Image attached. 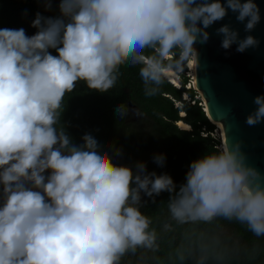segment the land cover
Listing matches in <instances>:
<instances>
[{"label": "clouds", "instance_id": "9594fccd", "mask_svg": "<svg viewBox=\"0 0 264 264\" xmlns=\"http://www.w3.org/2000/svg\"><path fill=\"white\" fill-rule=\"evenodd\" d=\"M58 9L37 12L31 36L0 29V264H264V173L242 140L191 161L177 185L145 162L114 163L122 149L91 133L74 143L61 123L67 94L80 82L109 92L122 65L138 66L144 94L155 96L169 72L199 63L195 45L229 10L252 32L255 0H59ZM216 35L224 50L259 46L230 24ZM252 103L249 127L264 123V95ZM153 160L163 167L166 157Z\"/></svg>", "mask_w": 264, "mask_h": 264}, {"label": "trees", "instance_id": "16d2710c", "mask_svg": "<svg viewBox=\"0 0 264 264\" xmlns=\"http://www.w3.org/2000/svg\"><path fill=\"white\" fill-rule=\"evenodd\" d=\"M58 5L59 0H52V9L45 11L43 0H0V29L23 28L25 32H36L31 27L36 13L58 16ZM49 51L57 54L55 50ZM186 71L187 66L179 73V87L166 79L159 93L151 97L144 94L138 66L122 65L115 88L107 93L89 90L80 82L65 97L61 123L74 143H81V137L91 133L106 148L113 145L122 149V156L115 157L114 163L132 166L138 161L145 162L149 172L167 173L179 185L184 182L191 161L221 148L220 139L212 135L218 125L205 114L204 101L199 99L196 89L188 86L190 78ZM176 102L180 104L175 105ZM121 103L129 107V115L124 118L115 113ZM179 121L187 123L189 128H180ZM144 125L148 130H143ZM161 153L166 157L163 167L153 160ZM168 195L161 193L155 204L149 200L142 211H154ZM237 231L250 240L243 229Z\"/></svg>", "mask_w": 264, "mask_h": 264}, {"label": "water", "instance_id": "95a60500", "mask_svg": "<svg viewBox=\"0 0 264 264\" xmlns=\"http://www.w3.org/2000/svg\"><path fill=\"white\" fill-rule=\"evenodd\" d=\"M255 2L261 20L252 32L246 33L244 24L236 21L235 14L229 10L223 20L207 29L208 42L195 45L199 59L196 87L206 99L209 116L206 111L205 114L209 120L222 121L226 141L242 140L248 163L264 173V123L254 127L245 124L246 116L256 107L252 99L264 95V0ZM224 24L238 30L240 38L253 35L259 46L243 53L236 51V45L224 50L221 37L216 35V29Z\"/></svg>", "mask_w": 264, "mask_h": 264}, {"label": "bare ground", "instance_id": "6f19581e", "mask_svg": "<svg viewBox=\"0 0 264 264\" xmlns=\"http://www.w3.org/2000/svg\"><path fill=\"white\" fill-rule=\"evenodd\" d=\"M196 62H197L196 58L193 57L190 61H188V67L191 68V70H192V72L190 74H192L194 76V81H193L194 84H192V85L197 89V87H196ZM178 76H179V74L176 73V72H169V74H168L169 80L173 81L176 84H177V81H178L177 80L178 79ZM202 100L204 101V103H203L204 104L203 106L205 107L204 110L206 111L207 115L209 116V114H208L209 112H208V108H207V104H206V99L203 97V95H202ZM183 114L184 113H182V115ZM211 121L214 122V123H216V124H218V126L222 130V135H223L222 138H223V142L225 143L226 142V140H225V133H224L225 131H224V125H223L222 121H220V120H213V119ZM178 125L182 129L189 128V125L187 123L183 122V121H179L178 122Z\"/></svg>", "mask_w": 264, "mask_h": 264}, {"label": "rangeland", "instance_id": "374dc122", "mask_svg": "<svg viewBox=\"0 0 264 264\" xmlns=\"http://www.w3.org/2000/svg\"><path fill=\"white\" fill-rule=\"evenodd\" d=\"M26 34L28 35V36H31V35H33V34H35V32H26ZM192 59V58H191ZM190 59V60H191ZM189 60V61H190ZM192 72V70H191V68H189L188 67V63H187V71H186V73H185V75H187L190 79V83L188 84V86H192L193 87V85L192 84H194L193 83V81H194V76L192 75V74H190ZM179 74V73H178ZM178 78H179V76H178ZM177 83L179 84V82L177 81ZM195 88V87H194ZM196 89V88H195ZM196 91H197V96L199 97V99L200 100H202V94H201V92L198 90V89H196ZM204 100V99H203ZM176 105V104H175ZM177 105H179V103H177ZM182 115V114H181ZM135 117V116H134ZM216 125H218V124H216ZM148 126L147 125H144L143 126V130H148ZM212 135L213 136H215V137H218L219 139H220V146L222 147L223 146V144H224V142H223V135H222V130L220 129V127L219 126H216V128L214 129V131H213V133H212ZM221 139H222V141H221ZM223 142V143H222Z\"/></svg>", "mask_w": 264, "mask_h": 264}, {"label": "built area", "instance_id": "2783aa9c", "mask_svg": "<svg viewBox=\"0 0 264 264\" xmlns=\"http://www.w3.org/2000/svg\"><path fill=\"white\" fill-rule=\"evenodd\" d=\"M177 103H179V104H180V102H176V105H177ZM203 135H205V133H203Z\"/></svg>", "mask_w": 264, "mask_h": 264}]
</instances>
